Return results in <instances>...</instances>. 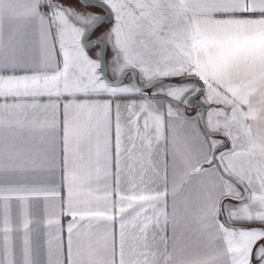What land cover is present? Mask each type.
Returning <instances> with one entry per match:
<instances>
[{
  "label": "snow or ice",
  "instance_id": "6c2138e0",
  "mask_svg": "<svg viewBox=\"0 0 264 264\" xmlns=\"http://www.w3.org/2000/svg\"><path fill=\"white\" fill-rule=\"evenodd\" d=\"M0 264H264V0H0Z\"/></svg>",
  "mask_w": 264,
  "mask_h": 264
}]
</instances>
